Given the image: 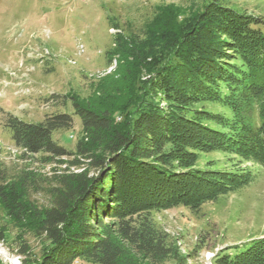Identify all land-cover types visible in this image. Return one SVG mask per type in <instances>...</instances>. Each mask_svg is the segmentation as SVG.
<instances>
[{"label": "trees", "instance_id": "16d2710c", "mask_svg": "<svg viewBox=\"0 0 264 264\" xmlns=\"http://www.w3.org/2000/svg\"><path fill=\"white\" fill-rule=\"evenodd\" d=\"M262 23L209 0L190 15L158 9L141 36L118 32L107 52L109 65L117 57L118 78L107 75L99 82L106 92L121 95L122 107L99 110L71 97L83 134L74 153L52 139L54 131L72 127L69 114L50 115L39 123L3 116L16 147L54 158L76 156L98 175L107 168L99 178L86 173L60 178L53 206L35 216L38 233L51 243L37 264L80 259L134 264L130 251L159 262L170 251L151 225L149 211L197 210L249 185L253 164L264 169ZM207 104L227 111L208 110ZM117 111L119 122L113 114ZM217 151L228 155L229 166L200 162L201 154ZM80 162L74 167H81ZM15 194L0 169V203L13 204L15 210L20 206ZM216 260L264 264V235L245 250L223 252Z\"/></svg>", "mask_w": 264, "mask_h": 264}, {"label": "rangeland", "instance_id": "374dc122", "mask_svg": "<svg viewBox=\"0 0 264 264\" xmlns=\"http://www.w3.org/2000/svg\"><path fill=\"white\" fill-rule=\"evenodd\" d=\"M207 1L0 0V169L5 185H12L20 205L14 210L13 204L8 208L0 203V264L40 263L51 243L38 233L35 216L53 206L60 178L81 173L99 178L107 170L98 175L76 156L54 158L16 147L3 116L39 123L50 115L69 114L72 127L54 131L52 139L74 153L83 134L71 97L99 110L110 105L115 110L122 107L121 95L106 92L99 82L107 75L118 78L117 57L109 65L107 54L113 49L115 35L141 36L158 9L168 7L190 15ZM220 2L262 19L259 26L264 31V0ZM205 107L214 112L227 111L209 104ZM117 113L113 112L119 122L122 117ZM253 120L258 122L257 112ZM207 160H218V167L231 164L228 155L218 151L200 155L201 163ZM75 161H81V167H74ZM250 171L253 177L249 185L208 201L197 210L179 206L149 211L148 219L170 254L154 262L130 251L132 262L217 264L223 252L245 250L252 240L264 235V169L253 164ZM119 197L122 205L127 204L123 196ZM73 264L95 263L80 259Z\"/></svg>", "mask_w": 264, "mask_h": 264}]
</instances>
